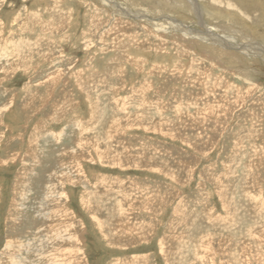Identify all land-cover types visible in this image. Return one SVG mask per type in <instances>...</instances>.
<instances>
[{
    "label": "rangeland",
    "instance_id": "rangeland-1",
    "mask_svg": "<svg viewBox=\"0 0 264 264\" xmlns=\"http://www.w3.org/2000/svg\"><path fill=\"white\" fill-rule=\"evenodd\" d=\"M108 1L0 0V264L47 212L82 264H264V60L167 25L205 32L188 0ZM200 3L264 52V0Z\"/></svg>",
    "mask_w": 264,
    "mask_h": 264
},
{
    "label": "bare ground",
    "instance_id": "bare-ground-1",
    "mask_svg": "<svg viewBox=\"0 0 264 264\" xmlns=\"http://www.w3.org/2000/svg\"><path fill=\"white\" fill-rule=\"evenodd\" d=\"M107 3H109L108 0H105ZM178 1V0H177ZM183 1V0H182ZM192 6V8L194 9V11L197 13V22L198 24L201 26V27H204L205 28V32L203 30V32H198L196 30H191L189 29L187 26H184L182 25L181 23H179L177 20H170L169 19H165L166 20V23L167 25L170 23L172 24V28L174 30H177L179 31L182 35L184 36H187L188 38H194L196 40H201L202 41V44L204 45H208V46H218L220 47L221 51H223L224 49L227 50V48L229 49H232V50H235V51H238L239 53L245 55V56H259L260 58H262L264 60V52H259V51H256L255 49V45L254 44H244V45H237L236 41H235V38L234 37H223V36H219L215 33H212L210 32V30H207L205 26H203V21H202V17H201V12H199V5L201 4L200 2H202V0H188ZM217 0H211V2L213 4H217L216 3ZM224 1V0H223ZM110 3H112L111 5L115 8V9H118L119 12H117V15L119 16H122V17H133L135 19H137V16L138 18L141 20H147L148 22L149 21H152V19L148 18L145 14H139V15H135L133 12H129V10L127 11V8L125 9L124 7L120 6V4H118L116 1H111ZM203 7V6H202ZM215 7V5H214ZM219 7V5H218ZM37 8V7H36ZM234 8V7H233ZM204 12V10H203ZM214 12V11H213ZM133 13V14H132ZM201 13V14H200ZM33 14V13H32ZM216 14V12H215ZM134 15V16H132ZM194 15V14H193ZM217 15V14H216ZM209 16V15H208ZM40 17V16H39ZM167 18V17H166ZM204 18V17H203ZM138 19V20H139ZM163 19V18H162ZM35 20V19H34ZM172 21V22H171ZM40 23V22H39ZM151 23V22H149ZM153 24V22H152ZM156 24V23H155ZM198 25V26H199ZM205 25V24H204ZM44 26V25H43ZM157 26V24H156ZM199 26V27H200ZM190 27V26H189ZM50 28V27H49ZM157 28V27H156ZM158 29V28H157ZM23 30V29H22ZM164 30V29H162ZM202 30V28H201ZM30 36V35H29ZM21 40V39H20ZM19 40V41H20ZM24 40V39H23ZM8 41V40H7ZM18 43V42H17ZM262 49V48H261ZM260 49V51H261ZM264 49V48H263ZM218 51V50H217ZM231 51V50H230ZM237 52V53H238ZM221 53V52H220ZM7 54V53H6ZM5 58V57H4ZM8 60V58H7ZM24 60V59H23ZM27 60V59H26ZM18 61V60H17ZM21 62V61H20ZM23 62V61H22ZM26 62V61H25ZM9 63V62H8ZM7 64V63H6ZM11 65H14L12 63H10ZM16 65V64H15ZM28 65V64H27ZM22 69V68H21ZM53 77V76H52ZM113 77V76H112ZM85 78V77H84ZM52 80V79H51ZM50 80V81H51ZM114 89V88H113ZM93 101V99H92ZM96 101V100H94ZM131 103V102H130ZM94 104V103H93ZM92 104V105H93ZM90 105V104H89ZM96 105V104H95ZM95 105H94V108H95ZM91 107V106H89ZM97 107V105H96ZM93 108V109H94ZM104 110V109H103ZM2 111V110H0ZM99 111V110H98ZM96 112V111H95ZM127 112V110H126ZM94 113V112H93ZM104 113V111H103ZM119 113V112H118ZM128 113V112H127ZM92 114V113H91ZM98 114V113H97ZM108 115V114H107ZM129 115V114H128ZM127 115V116H128ZM96 116V115H95ZM126 117V116H125ZM104 118V117H103ZM123 118V117H122ZM115 121V120H114ZM104 129V128H103ZM98 130V129H97ZM114 131V130H113ZM110 132V131H109ZM62 137V136H61ZM84 143V142H83ZM81 149V148H80ZM36 165V164H35ZM23 166V165H22ZM62 172V171H61ZM60 172V173H61ZM63 173V172H62ZM56 174V173H55ZM71 174V173H70ZM53 175V174H52ZM68 175V174H67ZM20 176V175H19ZM25 176V175H24ZM52 178V177H51ZM79 179V178H78ZM175 179V178H174ZM29 182V181H28ZM51 182V181H50ZM47 183V182H46ZM49 183V182H48ZM23 186V185H22ZM48 186H51L48 184ZM55 188V187H53ZM23 189V188H22ZM47 189V188H46ZM45 194V193H44ZM63 197V196H62ZM42 198V197H41ZM60 194L56 192V189L54 190V193H52L49 188H48V192H47V195H45L44 199L46 201L44 204H53V205H57V203L60 201ZM43 199V200H44ZM49 199V201H48ZM87 200V199H86ZM89 201V200H88ZM56 203V204H55ZM84 203V202H83ZM41 205V204H40ZM43 207V206H41ZM42 209V208H41ZM49 211V210H48ZM53 211V214L56 215L57 214V210H52ZM59 214V213H58ZM124 214V213H123ZM41 215V214H40ZM44 216L45 219H51L49 220V222L51 223L50 224V227H49V232H47V235H44L43 236V231H44V228H40L39 229V233H41V236L40 234L38 235L39 238H38V245L37 247H32L33 249H36L35 252H36V261L33 263V264H82V262H79V259L81 260V258L79 256L78 258V261L74 260V252L77 251V253L79 254L78 250L75 249V251H72V244H73V241L72 240H75L77 241V236L74 234H68L67 237H63L61 236V233L60 231L57 230V227H56V223H57V218H52V212L50 213H45L44 215H42V217ZM94 218V217H93ZM59 220V219H58ZM52 221V222H51ZM97 221V225L99 227V229L102 231H104V228L103 229V225L100 224L99 220H96ZM121 220H116V221H112L114 224L110 225L108 224L107 226L110 227V231L112 233V235L114 236V242H115V238H119L120 233H122V238H127L129 236H131L133 238V235L135 236L134 238L137 239V223H131L129 220L125 222L124 225V228H126V230L123 228V230H125L126 233H124L122 230L120 231H117L115 228H119L121 226V224H118ZM47 224V223H46ZM45 226V225H44ZM70 228V227H69ZM120 229V228H119ZM71 230H72V226H71ZM105 232V231H104ZM106 233V232H105ZM50 234V235H49ZM108 234V230H107V233ZM105 234V235H106ZM140 236V235H139ZM40 237H42V240L40 241ZM71 239H69V238ZM130 237V238H131ZM35 240V239H34ZM111 240V239H110ZM175 240V239H174ZM29 241V240H28ZM31 244L28 243V244H23V241L20 242V243H14L12 244L11 242L10 243H7L5 249L6 251H8V255L6 256L7 258H4L5 261L4 263L5 264H23V261L19 260L18 259V255L17 253H14V252H20V251H23V250H30ZM176 245H177V250H176V253H181L184 249L183 247V244H181V242H176ZM188 245V244H187ZM196 245V244H195ZM175 246V245H174ZM63 247V248H62ZM200 247V246H199ZM202 248V247H201ZM206 248V247H205ZM51 250L48 252V250ZM160 249V248H159ZM74 250V249H73ZM34 251V250H33ZM80 251V250H79ZM30 252V251H29ZM48 252V253H47ZM214 252V251H213ZM14 254V255H13ZM19 254V253H18ZM76 254V253H75ZM183 254V253H182ZM3 255V254H2ZM60 255V256H59ZM58 256V257H57ZM4 257V256H3ZM20 257V255H19ZM34 257V256H33ZM182 257V256H180ZM199 258V255L196 256V258ZM197 258V259H198ZM21 259V258H20ZM35 259V258H34ZM216 259V258H215ZM23 260V259H22ZM2 261V260H1ZM2 261V262H3ZM1 262V263H2ZM25 264V263H24ZM120 264V263H119Z\"/></svg>",
    "mask_w": 264,
    "mask_h": 264
}]
</instances>
